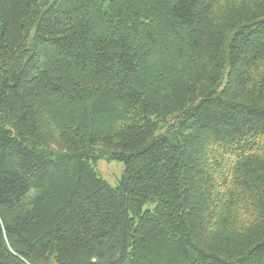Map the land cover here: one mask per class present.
<instances>
[{
    "label": "trees",
    "instance_id": "16d2710c",
    "mask_svg": "<svg viewBox=\"0 0 264 264\" xmlns=\"http://www.w3.org/2000/svg\"><path fill=\"white\" fill-rule=\"evenodd\" d=\"M53 262L264 264V0H0V264Z\"/></svg>",
    "mask_w": 264,
    "mask_h": 264
},
{
    "label": "rangeland",
    "instance_id": "374dc122",
    "mask_svg": "<svg viewBox=\"0 0 264 264\" xmlns=\"http://www.w3.org/2000/svg\"><path fill=\"white\" fill-rule=\"evenodd\" d=\"M94 167L97 174L113 187L117 185L124 172V163L118 160L99 158ZM144 208H147V206ZM52 264L55 263L53 262Z\"/></svg>",
    "mask_w": 264,
    "mask_h": 264
}]
</instances>
